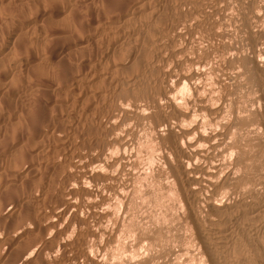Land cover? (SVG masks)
<instances>
[{
  "label": "bare ground",
  "instance_id": "bare-ground-1",
  "mask_svg": "<svg viewBox=\"0 0 264 264\" xmlns=\"http://www.w3.org/2000/svg\"><path fill=\"white\" fill-rule=\"evenodd\" d=\"M171 1L102 3L88 20L95 41L101 43L95 42V52L103 50L101 57L63 66L62 59L86 48L87 41L76 44L77 49L75 45L53 49L45 25L52 24L56 13L60 19L73 14L74 3L61 11L60 0H0V5L6 2V8L11 7L10 15L0 20V191L44 170L53 192H37L35 200L39 203L48 195L57 200L44 229L60 230L65 221L62 234L76 225L84 234L88 223L78 199L83 197L86 203L91 196L89 183L100 184L101 202L93 204L100 207L94 213L98 217H105L102 206L110 198L126 197L120 200L121 213L138 239L137 246L134 238L130 240L135 243L133 255H139L144 242L149 250L160 248V254L133 264H160L165 256L170 262L163 264H264V0ZM232 6L237 13L229 12ZM199 39L209 44L202 47ZM189 49L198 55L181 58ZM123 54L127 56L121 65L131 73L121 77L114 57ZM60 63L64 68L58 67ZM207 65H212L210 71L205 70ZM42 77H51L53 90L64 95L59 104L69 114L54 120L47 115V100L30 97ZM100 85L104 87L99 91ZM25 104L37 110L30 120L21 121ZM71 117L83 135L99 131L86 141L87 147L82 146L84 152L75 148L78 137L63 125ZM132 119L148 122L141 144L148 159L159 154L168 167L165 187L175 196L171 208L178 213L158 219L173 224L134 222L131 206L141 190L117 184L128 163V143L120 132ZM157 171L154 177L163 173L162 168ZM140 176L137 179H145L152 189L154 182L146 174ZM7 198L0 210V220L6 222L18 214V202H27L13 194ZM25 219L39 221L29 211ZM102 231L99 226L87 229L75 259L97 264L89 240L99 238ZM51 240L48 235L40 243L26 244L11 264L40 259L47 263L44 251ZM73 244L69 239L59 247ZM123 246L113 253L118 249L124 253ZM12 248L0 251V264L10 260Z\"/></svg>",
  "mask_w": 264,
  "mask_h": 264
},
{
  "label": "rangeland",
  "instance_id": "rangeland-1",
  "mask_svg": "<svg viewBox=\"0 0 264 264\" xmlns=\"http://www.w3.org/2000/svg\"><path fill=\"white\" fill-rule=\"evenodd\" d=\"M60 1H62V7H59V10L64 11L65 9H67L68 4L70 5L73 3H74V6H76L75 7L76 10L70 16L62 18V19H60L62 15H59V13H56L55 16L58 15V17L56 18L58 20L53 19L54 17H52V21H53V22L51 21L52 24L46 23L45 29L47 27V31H49L47 34V41L49 40V42L53 46H55L53 49L58 48V46L67 47V46H73V45H75V48L77 49L78 45L76 44H79L80 42H84V41H87L88 43L87 42L85 43L86 48L82 50L78 49V50L72 51L68 55V57L64 58V60L61 58L62 62H64V65L63 63H60L59 64L60 66L58 67L64 68L63 66H67L69 62L72 63V65L74 66L78 64L83 65L84 62H86L88 59H91V58L94 59L95 56L101 57V54L103 51L102 49L97 50V52H95V46L97 44L100 45L101 43H99L100 41H98V43L97 41H95L92 28L88 26L89 24L88 20L96 16V13L94 12L96 7H101V6L103 7L102 3L105 5L109 2H115L116 0H87L88 2L86 0H60ZM168 1H171V0H168ZM172 1L170 3L174 4L178 0H172ZM6 6H7L6 2L5 3L3 2V4L0 5V20L2 19L1 22L4 20L3 18H6V16L10 15L11 13L10 12L11 7L6 8ZM229 12L237 13V10L235 9L234 6H232L229 9ZM1 22H0V30H1ZM203 24L204 23H202V26H201L202 29H203ZM9 27L11 29V25ZM0 33H1L0 35H2L3 31L1 30ZM197 36L200 37L199 33L197 34ZM33 40H36L35 36H33ZM198 41L202 47H205L209 44L208 41H204L201 39H199ZM181 42H184V41L182 40ZM195 44H198V42L195 41L194 45ZM189 50L187 54L185 53V55H182L180 57L181 58H184L186 56L196 57L198 55V54H192L191 50L190 51ZM126 56L127 55L123 54L116 58L114 57L115 63L116 64L118 63L117 69L115 70L116 74L121 77L127 76L128 74L131 73L130 69H128L127 67L126 69L125 66L121 65L125 63ZM68 65H71V64H68ZM212 65L211 66L207 65L205 70L210 71ZM189 68L190 67L186 66L184 71L188 72ZM177 74L175 75L177 76ZM212 76L214 77V75ZM41 79L42 80L41 81L39 80V84H38V86L40 85L39 88L36 91H34L30 95V97L39 98L44 101L47 100L49 105L47 107L48 109L46 108V111L48 110L50 111H48L49 113L48 112L46 113H48L47 115L50 116L51 118H54V120L55 118L58 119V117L61 115L64 116V115L69 114L70 111H68V109H66L65 106L59 104L60 100L62 99V97H64V95H58L53 90V87L51 85L52 83L51 77H45V78L42 77ZM175 81L176 79H174V82ZM210 81L211 79H209V82ZM103 87L104 85L103 86L100 85V87H97V89L100 91L103 89ZM107 98L114 100L112 96L107 97ZM117 100L118 98H116V101ZM51 103L52 104L54 103V106ZM128 103L132 104L133 100H131ZM24 109L25 111L21 117V121L30 120L31 116L33 115V110H37L36 107L33 106V104H30V105L25 104ZM75 123H76L75 117L66 118L63 121V125L66 131H70L75 134V137H78V138H75V141H74L75 148L77 147V149L78 148L82 149V146H86L85 143L88 139H90L91 137L93 139L94 135H97V134L99 135V131L96 130L94 133L90 135L88 134L83 135L81 128H78L79 130L77 131V128H75L76 127ZM146 123L148 124L147 121ZM146 123L145 121L141 122L136 119L129 120L124 126V130L120 132L124 140L128 143L127 150L125 151L126 157H128L125 161L128 163H127L126 170L122 171L119 169L121 173L119 174V179L117 180V184L118 186H121L125 189L127 188L133 189L134 186H137L141 190L140 193L142 194H137V193L134 194L136 201L131 206V209L133 211H136V220H134V222L154 225L155 223L158 224V221H159L160 225L166 226L169 222L173 224V221L168 220V222L166 221V223L163 224V221H165V219L163 220L164 217L162 219H158V218H161L163 215L164 216L169 215L170 217L168 216V218L170 219L171 216H173L174 214L176 215V213H178V211L175 208L174 209L171 208L173 205H175L176 198L165 187V185H167L170 178H168V167L163 162L161 155L159 154L156 155V157H154V159L150 161L148 159L147 152L145 151L146 149L143 147L144 148L143 150L141 146L142 141L145 138L146 127H147ZM125 129L127 131H125ZM81 134L82 136L80 137ZM24 147H27V143L25 144ZM84 150L85 149H82L83 152ZM76 153L74 154V156L73 155L72 156L76 157L77 155L78 157L76 158L71 157L74 160L75 159L77 160V158H79V155H78L79 153L78 152ZM159 162L160 164H157ZM159 168H162L163 170L162 175L154 177V175H157V172H158L157 169ZM46 174L48 173H45L43 170V173L40 172V174H35L33 175L34 177L30 176V179L26 181H22V180L18 181L16 185L10 187L11 189L9 190L7 189L8 191L7 190L4 192L0 191V210L2 209L4 203L6 202L5 200L8 199L7 196H9L10 194H13L16 197V199L21 200V202H22V199L27 200V202L25 203L18 202L19 212L14 218L9 220L8 222L4 220L3 221L0 220V251L4 248L11 249L13 247L11 250V254H10V260H7V263H4V264H11L12 262L17 261L19 259L20 252L23 246H25L26 244L28 245L29 243H40L43 237H47L48 235H50V238L52 240L50 243L47 244L45 251H44L45 257L47 258L46 259L47 263H42L40 259V260H37L33 264H87L88 262L86 263L85 259L83 258H80V261L78 259H75L76 250H77L76 248H78V246L82 242V238L86 235L87 229L97 228L98 226L100 227L101 230H103L102 231L103 233L101 234L99 238L92 237L93 239L91 240L90 238L89 240L90 243H92L93 245L92 249H93L95 256L96 257L98 256L97 264H133L134 263L133 260H138V259L141 260L143 258L147 259L151 257V255L160 254V250H159L160 248L155 249V250H149L147 247L148 242H144L142 243V247H140L139 249V255L138 256L133 255L135 252V246H134L135 243L131 245L132 244L131 242L132 241L134 242L138 239L135 240V238H137L136 234H131L132 231H130V227H128V223H127L129 219L124 221L123 215L121 213L122 208H123L121 201H125L127 199L126 197H121L118 200L115 198H110L111 202L109 200L104 204L105 206L104 205L102 206L106 212L105 217L101 218V217L94 215L95 211L99 210L100 207L94 208L93 204H98L101 202V197L99 196V193L97 192L100 184L96 185V182H91L87 185L89 190H91V196L86 198L85 200L86 203H83V200H84L83 197H81V199L80 198L78 199V201H81L82 203L81 214L86 218L87 223H88V225L83 226L85 229L84 234L80 232L81 228H79L77 225L75 227L72 226L67 233L62 234L60 230H63L65 228L66 226L65 221L61 222L60 230L57 227V229L50 228L47 231H45L44 224H48V221L50 220L48 216H50L51 214V210H52L51 206L54 203L57 204V200L50 198V195H48L47 197H44V199L41 200L39 203H37L35 200L36 199L35 196L37 192H46V193L53 192L52 190L53 187L50 185L49 181L45 179ZM145 174L146 176L149 177V181L154 182L152 189H150L151 184L150 183L147 184V181L145 179L144 180L137 179L139 178L140 175H141L140 177H143L145 176ZM43 176H44V179H42ZM153 177L155 178L154 180H153ZM125 196L127 195L125 194ZM115 203H118L120 205L115 207L116 206ZM46 205L48 206L45 207ZM58 210H61V208H59ZM28 211L32 214L33 218L36 217L39 221L34 222V219L27 221L25 217ZM38 212H41V213H38ZM173 212H176V213L172 215ZM160 220H163V221L161 222ZM39 222L43 224L41 225L42 227L40 230H39ZM25 226H30V228H24ZM15 239H17V241H20V240L22 241L19 242L17 245L16 244L17 241H14ZM69 239L74 241L73 245H70L65 249H62L61 247H59V242H65ZM130 240L132 241L130 242ZM137 243L138 241H136V246L138 245ZM123 244L127 248L126 249L125 246H123L124 248L121 247L123 248V251L125 254L121 251L122 250L121 248H120L121 250L118 249V252L115 251L116 254H114L113 253L114 250H116L117 248L120 247V245L122 246ZM130 247H133V248H130ZM182 257H185V255ZM101 259L102 260L104 259L105 261L104 260L102 261ZM159 262L160 264L162 262L168 263L170 262V258L169 257L167 258V256L162 257L159 259Z\"/></svg>",
  "mask_w": 264,
  "mask_h": 264
}]
</instances>
